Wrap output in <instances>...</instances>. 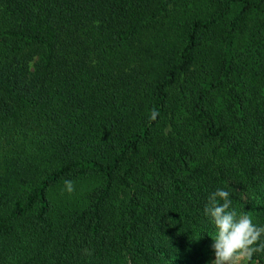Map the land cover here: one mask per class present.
Listing matches in <instances>:
<instances>
[{
    "label": "trees",
    "instance_id": "1",
    "mask_svg": "<svg viewBox=\"0 0 264 264\" xmlns=\"http://www.w3.org/2000/svg\"><path fill=\"white\" fill-rule=\"evenodd\" d=\"M218 187L264 224V0H0V264H209Z\"/></svg>",
    "mask_w": 264,
    "mask_h": 264
},
{
    "label": "clouds",
    "instance_id": "2",
    "mask_svg": "<svg viewBox=\"0 0 264 264\" xmlns=\"http://www.w3.org/2000/svg\"><path fill=\"white\" fill-rule=\"evenodd\" d=\"M156 116L153 112L152 119ZM63 191L73 193L74 182L65 180ZM203 214L215 229L210 234L212 258L209 264H260V259L264 258V224L234 207L227 187H218L210 193Z\"/></svg>",
    "mask_w": 264,
    "mask_h": 264
}]
</instances>
